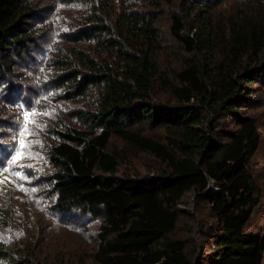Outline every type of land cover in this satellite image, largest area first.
Segmentation results:
<instances>
[{
	"label": "trees",
	"instance_id": "trees-1",
	"mask_svg": "<svg viewBox=\"0 0 264 264\" xmlns=\"http://www.w3.org/2000/svg\"><path fill=\"white\" fill-rule=\"evenodd\" d=\"M78 1L88 22L51 59L49 81L59 98L86 101L76 113L86 128L65 125L49 146L54 207L100 220L98 264H261L264 232L247 228L261 202L251 161L264 137L249 111L253 95L264 97V0ZM40 10L34 0H0L1 80L37 45ZM165 18L181 52L175 67L160 60ZM145 126L164 128L167 141ZM112 136L158 160L155 174L118 175ZM197 226L198 241L179 234ZM13 249L0 245V261L30 264Z\"/></svg>",
	"mask_w": 264,
	"mask_h": 264
},
{
	"label": "rangeland",
	"instance_id": "rangeland-1",
	"mask_svg": "<svg viewBox=\"0 0 264 264\" xmlns=\"http://www.w3.org/2000/svg\"><path fill=\"white\" fill-rule=\"evenodd\" d=\"M95 3L98 0H94ZM118 5L145 8L149 0H115ZM40 15L33 24L39 30L37 45H31L21 59H16L10 77L0 79V245L21 252L30 264H98L93 258L95 236L100 220L78 215H61L53 205L49 176L53 170L48 163V150L63 126L85 129L86 123L76 113L86 108V101L59 98L62 90L49 81L52 77L51 59L72 46L69 35L86 25L90 15L88 5L78 0H34ZM180 0H178V5ZM167 9L174 8L164 4ZM170 66H178L181 52L167 34V18L161 22ZM90 24V23H88ZM167 30V31H166ZM77 48L92 50L93 45ZM257 106L253 114L261 138L264 137V97H252ZM30 113L25 130V114ZM5 126V127H3ZM146 135L158 141H167L164 128L143 127ZM21 133H24L21 135ZM23 143V147H21ZM107 150L119 161L118 175L139 178L151 177L160 167L158 160L112 136ZM23 158L13 162V156ZM251 171L261 190L260 205L255 208L247 230L264 232V150L259 148L251 161ZM19 173V176L16 175ZM194 212V206H182ZM82 219V220H81ZM188 240L198 241L199 227L187 235ZM18 246V247H17ZM200 254L203 247L199 249ZM31 254V255H29ZM199 254V256H200ZM12 264V261H0ZM15 264V263H13ZM261 264H264V252Z\"/></svg>",
	"mask_w": 264,
	"mask_h": 264
},
{
	"label": "snow or ice",
	"instance_id": "snow-or-ice-1",
	"mask_svg": "<svg viewBox=\"0 0 264 264\" xmlns=\"http://www.w3.org/2000/svg\"><path fill=\"white\" fill-rule=\"evenodd\" d=\"M30 115H33V114H30V113H26L25 114V130L27 129V123L29 122V116ZM24 133H21V135H23ZM24 145H23V143H21V147H23ZM23 158V155H22V153H18L17 155H15V156H13V158H12V161L13 162H16V161H18V160H20V159H22ZM16 175L17 176H19V173H16Z\"/></svg>",
	"mask_w": 264,
	"mask_h": 264
}]
</instances>
